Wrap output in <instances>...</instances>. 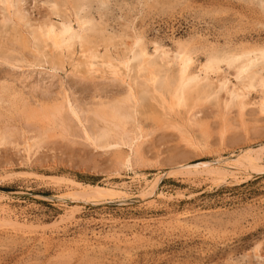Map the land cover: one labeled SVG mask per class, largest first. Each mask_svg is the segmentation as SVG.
<instances>
[{
  "label": "rangeland",
  "instance_id": "1",
  "mask_svg": "<svg viewBox=\"0 0 264 264\" xmlns=\"http://www.w3.org/2000/svg\"><path fill=\"white\" fill-rule=\"evenodd\" d=\"M260 1L80 0L81 3H68L63 0L59 10L54 11L46 0H22L20 5L29 18L25 25L47 19L57 24L69 19L76 29L74 16L81 20L83 15L85 25L92 26L94 33L84 35V44L89 46L84 60L80 46H76L79 43L74 41L62 52V66L51 71L45 61L49 48L37 46L42 67L25 66L26 59L20 63L15 61L18 67L13 69L0 63V79L11 77L26 91L30 84L47 87L52 92L64 84L69 94L73 92L70 95L73 98H84L87 88L92 87L103 86L99 92L109 94L119 88L109 76L113 70H123L121 62L129 53L128 43L133 35H141L145 42L149 54L144 59L158 64L161 76L167 69V76L173 78L177 40L188 42L194 52L192 70L205 59L207 52L264 45V13ZM0 5L2 18L5 10L1 0ZM1 18L0 53L19 57L20 54L11 50L16 47L11 41L23 30L21 34L25 35L28 47L22 54L29 56L28 52L33 49L30 45H35L28 35L29 25L17 27L11 21L5 25ZM237 61H229L231 65L227 68L220 63L218 77L210 74L209 82L202 84L208 95L194 105L190 121L181 128L184 138L192 137L195 145H187L178 131L167 125L171 122L179 125L172 114L170 121L163 115L156 118L154 103L145 96L136 117L147 134L139 146L145 161L128 168L117 165L114 159L124 154L126 146L95 148L81 138L72 120H68L70 135L61 137L57 131L53 135L44 134L37 150L26 155L20 147L21 130L28 131L38 124L26 120L15 108L12 110L13 106L3 104L0 129L9 140H16L20 145H0V208L6 209L0 217L6 214L27 225L26 228L24 225L11 227L1 222L0 264H264V152L252 164L230 161L244 149L264 145V114L255 103L264 98V88L254 86L241 110L226 94L249 71L257 70L264 75V60L252 61L239 79L233 69ZM222 77L229 79L226 81L229 86H220V91L217 83ZM221 98L228 100L226 106L223 105L226 99ZM176 108L182 112V107ZM89 122L87 125H91ZM224 160L228 161L226 165ZM215 164L228 173L212 178L204 169ZM173 166L195 167L198 171L184 173V170L174 171ZM152 181L155 185L148 189ZM78 183L112 190L98 198L79 197L74 194Z\"/></svg>",
  "mask_w": 264,
  "mask_h": 264
},
{
  "label": "bare ground",
  "instance_id": "2",
  "mask_svg": "<svg viewBox=\"0 0 264 264\" xmlns=\"http://www.w3.org/2000/svg\"><path fill=\"white\" fill-rule=\"evenodd\" d=\"M21 1L22 0H1L3 7H4V8L3 7L2 8L5 10V13L3 14L2 18L0 17L2 19V21H1L2 23L5 24V22L11 21L14 24H16L17 27L23 26V25L24 26L29 25V24L25 25L29 22V18L23 12L22 6L20 5ZM60 1H63V0H46V2L49 3L50 9H52L54 11L59 10V6L61 4ZM66 1L68 3H73V2L76 3V1L77 2L79 1L78 3H81L80 0H66ZM260 2H262V7H260V8H262V11L264 13V1L261 0ZM75 3H74V5H75ZM85 4L86 3H84V5ZM70 5H73V4H70ZM78 6L79 5L77 4V8H78ZM86 6H88V5H86ZM71 9H74V8H71ZM79 9H80V6H79ZM81 11H82V9H81ZM50 12H52V11H50ZM71 15H72V12H71ZM82 16H81V20L78 19L76 16H74V20H75L76 26H77L76 29H74L72 27V25H71L72 22L70 23L69 19H63L61 22H59V23L57 22V24L54 22H50V21H48L49 19H47V20L37 21L36 23L29 25L30 31H29L28 35L35 42V45L34 44L30 45L33 49H32L31 53H30V51L28 52V54H30V55L29 56L27 55L26 57L23 56L22 51L25 50L27 52L26 47H28L27 46L28 42L26 43L27 39H25V35L21 34V31H23V30H21L22 28H20L21 31L18 32V37L14 38L15 41L14 40L11 41V42L16 43L15 44L16 47H13V48L11 47V50H13V52H15L17 54H20L19 57L14 58V57L8 56L6 53L2 52V53H0V63L13 69V68L18 67V65H16L15 61L19 60V63H20V61L22 62L23 60L25 61V59H26V61H28V62H27V64H25V66H30V64L40 66L42 59L40 58V60H39V56L36 52L39 51V50H37L38 49L37 46H42L43 48L44 47L49 48L48 52H47V57H45V58H47V59H45V61L48 64V65L47 64L46 65L49 66L51 71H53V70L55 71L56 69H58L59 67L62 66V63H63L62 52L65 51V49H68L73 44L74 41L79 43L76 46H78V45L80 46V55H81L82 59L84 60L86 58V56L84 57V53H85L86 49L89 48V46H86L84 44V35L88 32V33H90V36H93L92 34L94 33V29L92 26H86L85 25L86 21L82 19L83 18ZM67 17H69V16H67ZM70 17H73V16H70ZM63 18H65V17L63 16ZM0 26H1V24H0ZM134 33H132V34H134ZM132 37H134V38H132V41L130 43H128L129 53L127 54L125 59L123 58L124 60H122V62H121V67H122L121 69H123V70L119 71L120 70L119 69L118 70L119 72L117 70H113L109 76L111 78V80H113V83L117 82V84H118L117 86H119V88H117V89L115 88V90H111L109 94L108 93L102 94L99 92V91H103V89L101 90V88L103 87L101 85L102 87H100V88L94 87V89H93V87H92L91 89L93 91H91L92 93L89 95H87V94L91 89L87 88V90H88L87 94L84 93L87 96L84 95L85 97L82 99L79 98L80 96L77 98L74 96L75 98H73L70 96L73 94V92L70 91V94H69V91L63 86L64 84L60 85V89L58 91L53 90V92L50 91L47 87H43V86H40L37 84H35V85L30 84L28 86V84H27L28 89L26 91V90L21 89L19 87L20 85L15 84L13 81L14 79L11 77L3 76L0 79V108L2 107L3 104H6L8 106H13L12 110H13V108H15L17 111H19L22 114V116H24L26 118V120L27 119L33 120L35 123L38 124V125H36V127H33V128L30 127L31 129L28 131L24 130V129L21 130L22 131L21 132L22 141H20V142H22V145L20 147H22V151L25 152L26 155H29L30 153H32L31 151L34 152L35 150H33V149H36L40 146V144H39L40 139L45 137V136H43L44 134L47 136L53 135L57 131L56 134H60L59 136H61V137L62 136L65 137L67 135H70L69 130H71V129H70V125L68 123V120H72L74 123L77 124L76 126H78V129L80 130L81 138L84 141H86L89 145H91L95 148L96 147H99V148H110V147L111 148L112 147L118 148L122 145L126 146L127 150L124 152L123 155L122 154L117 155V153H116L117 156L114 159H115V162L117 165L128 168V167H132L134 165L144 163L145 159L142 156V153H141V150L139 149V146H140V143H142L143 138H145V136L147 134L142 130L143 128L140 127V125H141V124L139 125L140 121L137 122L136 117H137V114L139 115V113H138L139 111L137 110V108H139V107H141V105H143L141 102L143 101V99H145L144 98L145 96L147 97V99H150L152 101V103H154L155 111H156L154 113L158 114V115L157 116L153 115V116H156V118L157 117L159 118L161 115H163L165 117L164 119L170 121V115L172 114L174 116V118L176 117V121L178 119L177 123L179 125H176L172 122L167 123V125L170 126V128L171 127L175 128L178 131L179 135L183 137L186 144L191 143L192 145H195V142L193 144V141H192L193 139L192 140L190 139L192 137L184 138V136H183L184 131L181 128H183L185 122H188V120L190 121V118L192 116L191 115L192 109L195 107L194 105L197 104L198 101L202 97H203L202 101H204V97H207V95H208L207 91L205 90L206 86L205 87L203 86L204 81L208 80V82H209L210 74H213L214 77H218L217 75L219 74L218 71H219V64L220 63L222 65H223V63H224V65L226 64V68H227V65L229 66V64H230L229 61H231V60L237 61L238 60L237 63L233 66L234 76L236 78H238V76L240 74L242 75V73L243 74L246 73V69L248 68L249 64L252 61H255L258 59H260V61H261V59L264 60V45H261V46L256 45L255 47L253 46V47H247V48H240L239 50L236 49L237 51H234V50L220 51L219 50V52H217L216 51L217 49L215 48V50L213 49V51H216V52H209V53L207 52L206 56H204L205 59L202 60V62H198L195 65V69L192 70L191 65L194 64V57H193L194 54H192V53H194V52H191L192 50H191V48H189L188 42L177 40L175 42V59H174L175 60L174 62H176V64H175L176 70H175L174 77L170 78L167 76V73H166L167 69H166V72L164 71L163 75L161 76L159 74L160 73V66L158 64H152L148 60L144 59V57L147 54H149V52L147 50V47L145 45V42H144L142 36L141 35H133ZM3 41H5V40H3ZM6 41H7V39H6ZM9 42H10V40H9ZM156 44H158V43H156ZM237 44L239 45V43H237ZM5 45L7 46L6 43H5ZM36 47H37V49H36ZM6 49H4V50H6ZM43 50H45V49H43ZM154 50H156V49L154 48ZM164 51H165V49H164ZM161 52H162V54H164L163 51H161ZM205 52H206V50H205ZM153 54H154V52H153ZM172 54H173V52L171 53V56H172ZM93 55H94V53H93ZM66 58H68V56ZM256 62H259V61H256ZM23 63H26V62H23ZM80 63H79V65H80ZM71 64H73V63H71ZM91 64H92L91 62H88V65H91ZM173 65H174V63H173ZM41 67H42V65H41ZM262 67H264L263 64H262ZM220 69H221V66H220ZM216 71H217V73L215 76L214 73ZM170 72L173 73L174 71L171 70ZM219 72H221V71H219ZM261 73H260V71L258 72L257 70L256 71L255 70L249 71L248 73L245 74V77H243L244 75H242L243 78L242 77H241V79H239L240 77L238 78L239 82L237 84H235V82H237V81L233 82L235 85L233 87H231V90L226 92V94H228V96H227L228 100L234 99L233 104L234 105L236 104V106H238L239 110H241L244 107V105L247 103L250 91L253 89L254 86H258L259 88L260 87L264 88V77H263L264 75H262ZM214 77L212 78V82H214V80H213ZM220 77H221V75H220ZM235 77H233V78H235ZM79 78H80V76H79ZM83 78L84 77H82V79ZM71 80H72V78H71ZM89 80H91V79H89ZM227 80H229V79L228 78L226 79V77H222L219 80V82L217 83L219 85H217L216 83H214V85L216 84L218 86V89H219V87L224 85V84L228 85V83H226ZM109 81H110V79H109ZM81 83H84V81H82ZM22 85H25V84H22ZM209 85H208V88H209ZM214 85L211 87H214ZM216 85L214 87L215 89H217ZM71 88H73V86H71ZM104 88H105V86H104ZM214 88H213V90H214ZM106 89L109 90L110 88H106ZM224 89H225V86H224ZM81 90H82V88H81ZM84 90H86L85 87H84ZM108 90H107V92H108ZM219 90L221 91V89H219ZM220 91H217V92L220 93ZM79 92H81V91H79ZM214 96H216V94ZM218 98H219V96H218ZM224 99H226V98H224ZM224 99L221 98L222 101H225ZM228 100L226 99L225 103L222 102L224 106H226L225 104L228 102ZM143 102H145V100ZM148 103H149V101H148ZM255 103L259 109V112L264 114V98H260ZM4 106H3V108H4ZM176 106L182 107V112L177 110ZM141 109H139V110H141ZM4 110L7 111V109H4ZM151 111H153V109ZM142 112H144V111L142 110ZM142 112L140 111L141 115H143ZM180 112L184 113L185 115L184 116L180 115L181 114ZM8 113H9V111H8ZM149 114H150V112H149ZM140 116H139V118L142 117V116L141 117ZM192 118H194V117H192ZM89 121H91V125H89V124L87 125V123H90ZM193 121H191V122H193ZM192 124H194V123H192ZM32 126H34V124ZM19 129H21V128H19ZM146 130H147V128H146ZM29 132L31 134H28ZM146 132L148 133V131H146ZM5 144H11V145L14 144L16 146L20 145L16 142V140H9L8 136L5 134V132L2 129H0V145H5ZM115 150H117V149H115ZM263 152H264V145L263 146L260 145V147L255 148V149H250V148L244 149L241 153H239L238 156L234 157L235 159L233 158V160H230V161H232L233 163H239V164L242 162H244L246 164H252V163H255L260 158V155ZM227 162L228 161H225V165L227 164ZM179 166H173L172 169L174 171L184 170V173H185V171H188V172L198 171V170H196L197 168H195V167L194 168H189V167L180 168ZM204 171L206 173H208L209 175L212 174L213 175L212 178L214 177V175L223 176L226 173H228L227 169H223L219 165H216V164L213 166L206 167L204 169ZM77 185H79V186L75 187L76 188L74 190L75 196L84 197V198L102 197V194H104V192L112 190V188L108 189L105 187L103 188L101 186H94V185L93 186H87L85 184L83 185L82 183H78ZM154 185H155V182L152 181L149 185V188H148V186H147V188L153 189ZM100 192H101V194H100ZM150 193H151V191H150ZM3 208H0V213H3L6 210ZM13 217H15V216H13ZM184 221H185V219H184ZM1 222L5 223V224H9L11 227H19L22 225H24V226L27 225L24 222H20L15 218H11L10 216H7L6 214L0 217V224H1ZM9 225H7V226H9ZM0 226H2V225H0ZM25 228H26V226H25ZM115 236H116V233H115ZM256 252H254V253H256Z\"/></svg>",
  "mask_w": 264,
  "mask_h": 264
}]
</instances>
